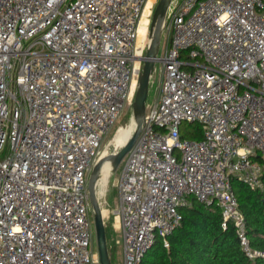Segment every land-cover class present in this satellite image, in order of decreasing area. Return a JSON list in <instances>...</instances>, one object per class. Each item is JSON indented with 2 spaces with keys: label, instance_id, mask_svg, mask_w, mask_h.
I'll return each instance as SVG.
<instances>
[{
  "label": "built area",
  "instance_id": "obj_1",
  "mask_svg": "<svg viewBox=\"0 0 264 264\" xmlns=\"http://www.w3.org/2000/svg\"><path fill=\"white\" fill-rule=\"evenodd\" d=\"M149 2L0 0V264L98 263L88 182L133 107ZM166 34L117 184L123 264L159 238L170 249L192 199L215 204L255 259L232 181L264 191V0H173ZM184 123L202 139H183Z\"/></svg>",
  "mask_w": 264,
  "mask_h": 264
},
{
  "label": "trees",
  "instance_id": "obj_2",
  "mask_svg": "<svg viewBox=\"0 0 264 264\" xmlns=\"http://www.w3.org/2000/svg\"><path fill=\"white\" fill-rule=\"evenodd\" d=\"M186 124V123H184ZM181 127L182 138L200 140L202 126L187 123ZM261 157H256L263 164ZM264 183V175H263ZM241 212L247 220V235L253 251L264 254V191L253 190L238 179L232 181ZM182 225L169 237L170 249L161 238L145 255L142 264H264V255L251 259L244 250L236 227L229 223L223 227L221 210L192 199L188 207L181 208Z\"/></svg>",
  "mask_w": 264,
  "mask_h": 264
},
{
  "label": "water",
  "instance_id": "obj_3",
  "mask_svg": "<svg viewBox=\"0 0 264 264\" xmlns=\"http://www.w3.org/2000/svg\"><path fill=\"white\" fill-rule=\"evenodd\" d=\"M172 2L173 0H159L153 13L147 51L145 56H143V69L138 80L137 92L132 107V120L136 123L135 133L120 151L107 158H101L89 177V197L93 210L100 264H113V262L107 242L106 223L97 194L98 178L107 162L110 163L111 174L116 173L141 135L145 124L151 80L155 73L156 61L159 59L164 35V29L161 30V25L166 21L167 13Z\"/></svg>",
  "mask_w": 264,
  "mask_h": 264
},
{
  "label": "rangeland",
  "instance_id": "obj_4",
  "mask_svg": "<svg viewBox=\"0 0 264 264\" xmlns=\"http://www.w3.org/2000/svg\"><path fill=\"white\" fill-rule=\"evenodd\" d=\"M151 1L152 3L150 4L143 18L142 27H141L144 30V33L141 37L142 44L143 46H145L143 53L141 52L143 56H145L147 51L150 25H151L153 13L155 11V8L159 0H151ZM166 47H167V34L166 36L164 35V38L161 43V49L159 53L160 57L164 56ZM160 66L161 64L157 63L156 71L153 75L154 85L149 92L148 104L154 103L157 99V88L161 81ZM132 111H133L132 107L130 106L126 107L122 116L117 122V125L112 130V132L106 137L100 149V157L105 158L109 155H112L120 151L121 148L123 147L124 142L131 137L129 135L131 132L132 133L134 132V127H135L134 126L135 122L132 120ZM184 127L190 129L192 128L187 123L184 124ZM121 169L122 166H120L119 170L116 173L107 176L105 174L104 178L101 177L100 187L98 190L99 201L102 204V212L106 223L108 247L112 255L113 264H123V249L121 244L122 232L119 223V216L117 214V210L119 208V190L117 184L119 181ZM92 221H93V229L95 232L93 252L95 259L98 262L97 264H100L97 237H96L94 218H93V210H92Z\"/></svg>",
  "mask_w": 264,
  "mask_h": 264
},
{
  "label": "bare ground",
  "instance_id": "obj_5",
  "mask_svg": "<svg viewBox=\"0 0 264 264\" xmlns=\"http://www.w3.org/2000/svg\"><path fill=\"white\" fill-rule=\"evenodd\" d=\"M152 3V1L150 0V2L148 3V5L146 6V8H145V10H144V12H143V15H142V18H141V21H140V25H139V30H138V52H139V55H140V52H141V50H142V48H143V44H142V35H143V33H144V30H143V28H141L142 27V21H143V18H144V16H145V14H146V12H147V10H148V8H149V6H150V4ZM164 26H165V23H163L162 25H161V30H163L164 29ZM135 127H134V132L132 133H130V135L129 136H131L129 139H127L125 142H124V144H123V147L127 144V142L133 137V135H134V133H135V129H136V123H135V125H134ZM122 147V148H123ZM121 148V149H122ZM109 156H111V155H109ZM109 156H107V157H109ZM107 157H105V158H107ZM105 174H106V176L107 175H111V172H110V163L109 162H107L105 165H104V167H103V170H102V172H101V174L99 175V178H98V182H97V194H98V190H99V187H100V178L101 177H105ZM98 198H99V194H98ZM119 223H120V217H119Z\"/></svg>",
  "mask_w": 264,
  "mask_h": 264
}]
</instances>
